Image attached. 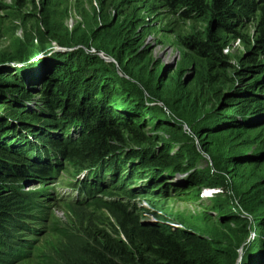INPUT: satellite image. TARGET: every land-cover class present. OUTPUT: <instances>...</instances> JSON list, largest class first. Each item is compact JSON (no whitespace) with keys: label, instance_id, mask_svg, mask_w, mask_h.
<instances>
[{"label":"rangeland","instance_id":"1","mask_svg":"<svg viewBox=\"0 0 264 264\" xmlns=\"http://www.w3.org/2000/svg\"><path fill=\"white\" fill-rule=\"evenodd\" d=\"M200 1L203 11L187 15V10L165 0H0V120H8L3 140L9 149L25 148L27 142L39 153L46 149L35 144L36 136L21 129V123L31 124L32 120H25L29 113H43L40 108L46 97L40 88L52 81L54 68H61L58 54L75 51L97 56L102 77L131 102H121L123 111L142 117L119 121L117 129L135 127L147 139L142 145L129 141L119 151L131 150L134 155L121 156L127 164L119 182L118 173L106 172L103 180L101 173L88 177V171H78L73 166L76 162L67 156L47 184L34 179L35 175L19 183L7 180V190L13 189L4 193H13V206L5 213L23 225L16 231L13 223L0 227V264H96L95 251L102 252L109 262L127 264L133 260L137 264L134 257L139 256L152 263L142 247L130 248L131 258L116 247L124 240L120 225L130 231L123 214L171 238H214L222 264H264V161L260 162L264 157V51L255 48L258 13L245 14L237 0H224L232 7L231 14L214 17L210 9L213 0ZM45 21L57 31L106 24L109 29L101 33L117 48L123 42L120 56L139 73L149 74L147 86L132 80L118 60L94 46L62 48L48 40L40 45L36 30ZM193 41H209L214 50L198 52ZM35 70L39 75H34ZM166 80L180 82L188 97L178 95L169 106L151 97V89ZM15 84L24 86L30 99L21 102L24 110L17 118L7 110L21 101L10 96ZM223 96L235 106L251 99L243 111L229 113L238 124L229 130L219 125L228 106L220 107L218 99ZM142 105L148 109L142 112ZM175 125L185 136H177L174 142L167 129ZM47 127L36 124L43 132L37 136L50 134ZM59 130L51 135L57 140L70 139L69 144L78 142L84 133L73 127L67 133ZM159 150L176 153L179 161L186 159L190 169L168 173L149 167L148 173L139 172L129 180L131 166L133 172L139 169L135 156ZM49 155L52 163L58 159L53 152ZM23 162L22 166L12 165L32 173L33 167L27 160ZM12 165L3 167L10 171ZM195 176L199 183L193 182ZM85 186L87 190L106 188L97 200H88ZM47 194L50 201H46ZM83 199L85 203L74 202ZM5 227L12 230L11 238L4 236ZM215 229L220 236L212 237ZM10 254L14 258L10 259Z\"/></svg>","mask_w":264,"mask_h":264},{"label":"trees","instance_id":"2","mask_svg":"<svg viewBox=\"0 0 264 264\" xmlns=\"http://www.w3.org/2000/svg\"><path fill=\"white\" fill-rule=\"evenodd\" d=\"M165 1L180 10H187V15L189 13H200L204 9L202 1L200 0ZM236 3L245 14L258 13V37L255 40V48L264 51V0H237ZM210 9L214 17L218 16L220 18L228 16L232 12V7L224 0H213ZM47 22L48 21H45V25L36 30L37 39L40 38V45L43 46L45 40H48L49 42L58 44L62 48H72L74 46L88 48L89 46H94L97 50L109 53L111 57L116 59V61L118 60L120 62L119 66L132 80L139 81L140 84L147 86L146 80H148L147 77L149 78V74L147 73L148 75L146 76L139 73L136 67H130L129 63L123 60L120 56L121 50L119 48L123 46V42H119L117 45L119 48H117L111 39H107L104 33H101V31L109 29L106 24H100L95 29L85 28L86 30H84L79 29L78 27L72 31H57L56 29H53V27L46 25ZM191 44L197 48L198 52H210L214 50L213 45L209 41L203 43L193 41ZM58 59L62 61V69L54 68L52 81L45 84L43 88L42 86L40 88V93L44 94L46 97L44 99L45 101H42L43 108H40L43 113H29V116H25V120H32L31 124H26L24 123L25 121L21 123V129L33 132V135L36 136L35 144L36 142L43 144L46 149L41 150L42 153L34 151L36 150L34 148L35 145H30V142H27L25 148L21 147L16 150L14 147L15 150L9 149L4 144L3 140L4 132L8 128L5 127L8 120L6 119L5 122L3 119L0 120L1 228H4L6 222L13 223L14 231L18 230L23 225L15 217L9 216L10 218H8L7 213H5L7 208L13 206V193L7 195L4 193L5 190L11 191L13 189L10 186L11 190H7V187L9 186L5 185L7 180L8 182L19 183L27 180L30 175H35L34 179L38 178L40 181L42 180L47 184V181L54 179V174L58 173L57 169L61 168V161L64 160L63 156H67L76 162L73 166H75L78 171H88V177H90L92 173H94V175L101 173L99 176L102 177L103 180V177L107 174L106 172L113 174L118 173V176L120 175L121 177H118L116 180L119 182L122 179V169L124 165L127 164L122 162L121 156L124 155L125 158H131L134 156L132 155L133 151L131 152V150L128 152L125 151L124 153L123 151H119L123 150L124 148L122 149V147L129 143V141L134 145H142L147 141V139L139 133L135 127L126 125L122 129H117L115 126L119 124V121H123L124 119L136 117L139 120L142 117L140 118V116L137 115L133 116L123 111L124 106L122 104H131V102L123 99L124 94L122 91L118 90L113 83H110V81H106L107 78L102 77L104 74L101 69V62L97 56L90 54L85 55L82 52L75 51L68 52L67 54L59 53ZM98 66L100 70L98 69ZM34 72V75H39L38 71L35 70ZM137 75L139 76V79L136 78ZM40 80H42L41 77ZM16 84L12 86L14 90L12 92L10 91V96L21 99V101H16L14 103L16 105L13 104L12 107H7L9 114L15 118H17L18 115H21V112L24 110L21 102L23 103L30 100L24 93V86ZM151 90L152 91L149 92L151 97L165 101V106H169V103L172 102L174 98H177L178 95L184 97V99L188 97L186 90L182 88L180 82L174 84L171 81L166 80L162 84H157ZM120 99L123 101H118ZM190 100H193V98L191 97ZM188 101L189 99L187 102ZM218 102L220 103V107L228 105L222 113V123L219 125L222 127V130H229L233 128V126L238 127L237 122L231 119V116H229L231 114L229 113H231L232 110L236 113L243 111L245 107L250 106L251 99L241 100L239 106H235L232 100H227L226 96L219 98ZM189 103H191V101ZM173 105L174 104H172V106ZM174 106L176 107V104ZM142 109L143 112L148 108L142 105ZM43 115H48L50 119L42 118L45 117ZM163 115L164 114L162 113V117ZM196 116L199 119L200 116H198V114ZM41 123L49 125L52 130L56 129L58 131H52L47 127L48 130H50V134H45L42 135V137H39L37 134H42L43 132L36 129V124ZM72 127L74 129L80 128V130L84 131L79 141L74 144H69L71 141L70 139L63 140L62 138L57 140V138H54V136L51 135L53 132H59V129L66 133L68 131L70 132ZM167 130L171 132L172 138H174L172 140L174 142L176 140L178 141V139H175L177 136H179V138L185 136V132L180 126L175 125ZM11 131L15 132L16 130L11 129ZM204 136L205 135H203V137ZM50 152H53L54 155L58 157L53 163L49 161ZM8 153H11V156ZM14 153L16 154L14 155ZM33 154H35V157H32ZM37 154H43L45 158L40 157L42 159L40 160ZM135 157L139 163V169H137L136 172H133V166H131L132 169L128 172V174L131 173L129 180L134 179L135 175L139 176V172H142L141 175L148 173L149 171L147 170L149 167H156L168 173H173L175 170L186 171V169H190L185 162L186 159H184V161H179L178 155L176 153L172 155L168 150H164L162 153H160L159 150L157 154L140 152V155ZM24 160H27L30 167H33L32 173H27L21 168L18 169L19 167L17 166H22ZM262 161H264V157L260 159V162ZM64 162L66 161L64 160ZM6 163L11 165L13 163L17 166H8L11 169L9 171L3 167ZM30 167H28L29 170ZM193 182L199 183L197 176L194 177ZM103 188L98 186L95 188L96 190H94V188L87 190L88 186H85L83 192L87 195V199L97 200L98 198L95 199V197L102 193ZM19 195L20 194L18 193V196ZM22 196L23 195L21 194V197ZM46 197V201H50V195L47 194ZM85 201L86 200L84 199L78 201L74 200V202L78 203H85ZM123 215V223L125 226H130V231L127 233V231L123 229V224L120 225V231L124 240L120 241L116 247L122 252L123 256L128 258H131L133 254L130 248H144L145 254L149 256L147 258H149L152 263H148L147 259H144L143 257L139 258L138 256L134 257V259L137 260V264H222L221 256L216 251V246H214V238H171L166 235L165 232L157 228L147 227L143 225L142 222L126 218L127 216L125 214ZM25 222L24 219L23 223ZM11 231L6 228V230L3 231L4 236L11 238ZM56 232L63 234L60 230ZM212 232L215 235L212 234V237L220 236L218 230L215 229ZM3 245L5 246L6 244L4 243ZM23 245L25 244L23 243ZM94 257L96 264H119L114 260H110L109 262L108 258H106L100 251H95ZM11 258H14L13 254H10V259ZM132 261L133 260L127 262V264H133Z\"/></svg>","mask_w":264,"mask_h":264}]
</instances>
